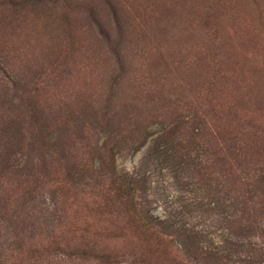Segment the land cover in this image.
Instances as JSON below:
<instances>
[{"label":"rangeland","instance_id":"1","mask_svg":"<svg viewBox=\"0 0 264 264\" xmlns=\"http://www.w3.org/2000/svg\"><path fill=\"white\" fill-rule=\"evenodd\" d=\"M9 1L0 0V264H100L108 249L138 260L131 235L104 234L110 179L97 151L115 136L116 178L145 176L155 217L192 210L202 195L147 156L176 120L182 140L205 147L213 176L227 141L238 180L225 184L241 189L248 212L232 230L225 214L187 224L228 264H264V196L253 189L264 175V0ZM88 225L90 235L77 230Z\"/></svg>","mask_w":264,"mask_h":264},{"label":"trees","instance_id":"2","mask_svg":"<svg viewBox=\"0 0 264 264\" xmlns=\"http://www.w3.org/2000/svg\"><path fill=\"white\" fill-rule=\"evenodd\" d=\"M7 6L15 7V2L11 0ZM111 123L112 119L105 125L109 127ZM185 125L176 120L169 125L168 129L163 124L159 137L149 149L147 156L157 166L162 165L171 169L176 180H182V175H185L188 180L187 187L189 189L194 187L202 195V200L192 204L194 209L191 210L189 205L183 206L180 211L171 212L165 219L155 217L144 207L148 184L145 176L142 180L128 176L116 178L117 168L114 154L116 148H110L111 140H115V136H109L106 145L102 150L97 151L98 154L102 152L103 156L98 157L100 169L110 179V185L106 187L103 195L102 205L99 206V213L106 222L104 232H108L104 234L118 233L119 237L126 234L131 235L135 242L131 256L138 259L130 261L124 259L125 255L110 253L108 249L106 251L109 254L98 258L100 264H228L230 262L232 256L227 254L228 252L223 251L221 255L206 248L203 240L206 237L198 229L190 227L187 219L189 217L199 218L202 215L221 217L225 214L227 216L221 217L223 223L230 230L238 227V219H244V215L248 213L245 208H239L243 204V201H240L242 191L233 185L228 189L225 184V181L235 183L238 180L237 178L231 179V173L227 172L231 167V162L237 158L222 155L227 141L220 140L218 146L221 154L218 157L221 163L216 172L217 175L213 176L205 162L207 159L205 147L193 136L188 141L190 145L187 139H181ZM93 159L96 160V157ZM257 177L253 189L264 196V175ZM140 200H143V203ZM227 202H230V206L228 210H225ZM212 204H214L213 208ZM240 214L243 217H240ZM115 217H120L121 220L114 221ZM77 230L85 235L88 233L90 235L91 232L89 225ZM97 235L99 234L95 233L94 236ZM88 238L82 236V239L88 240ZM126 255L130 256V254Z\"/></svg>","mask_w":264,"mask_h":264}]
</instances>
